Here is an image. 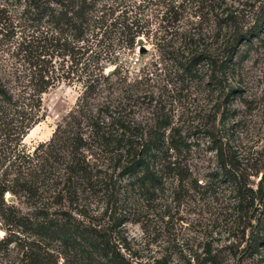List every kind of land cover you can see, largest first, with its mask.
<instances>
[{
	"label": "trees",
	"instance_id": "trees-1",
	"mask_svg": "<svg viewBox=\"0 0 264 264\" xmlns=\"http://www.w3.org/2000/svg\"><path fill=\"white\" fill-rule=\"evenodd\" d=\"M176 7H167L159 20L169 22L172 14L179 20ZM214 7L210 37L218 38L223 65L240 43L263 29L264 0L251 25L225 0ZM5 10L0 9V264H130L115 238L127 210L96 220L90 192L116 203L125 177L133 190L151 198L164 190L165 178L175 175L182 182L190 173L171 159L173 138L141 131L127 117L131 107L122 105L118 91L102 95L121 70V48H131L151 28L120 0H15ZM204 20L198 14L195 23ZM194 34H188V42ZM208 51L202 43L199 54L208 56ZM107 62L114 63L109 73ZM59 83L79 84L77 101L50 138L30 150L22 139L43 117V94ZM94 149L109 154L111 170L92 158ZM217 157L239 213L253 210L246 248L253 253L263 242L264 169L252 186L246 169L222 147ZM208 259L218 264L215 255Z\"/></svg>",
	"mask_w": 264,
	"mask_h": 264
},
{
	"label": "rangeland",
	"instance_id": "rangeland-1",
	"mask_svg": "<svg viewBox=\"0 0 264 264\" xmlns=\"http://www.w3.org/2000/svg\"><path fill=\"white\" fill-rule=\"evenodd\" d=\"M120 1L151 31L142 34L145 51L137 42L121 48V70L102 95L118 91L122 105L131 107L127 117L141 131H163L173 138L171 159L190 173L182 182L173 174L165 178L164 190L151 198L133 190L125 177L116 203L105 201L101 192H90L95 219L107 221L115 209L127 210L115 238L130 264H211L212 255L218 264H264V218L259 232L263 242L250 253L246 248L252 241L248 221L253 210L239 213L233 186L220 173L217 157L222 147L246 169L252 186L264 169V27L220 65L218 38L210 37L209 28L217 11L214 5L221 0ZM225 1L251 25L262 0ZM14 4L0 0V9ZM172 4H179L175 10L180 19L172 14L169 22L160 21L161 12ZM198 14L207 20L195 23ZM189 33H195L192 43ZM202 43L209 48L208 56L199 54ZM108 68L114 63L107 62L105 71ZM80 91L79 84L59 83L43 94V117L22 139L27 148L50 138ZM94 151L92 158L111 170L109 154ZM3 232L0 228V235Z\"/></svg>",
	"mask_w": 264,
	"mask_h": 264
},
{
	"label": "water",
	"instance_id": "water-1",
	"mask_svg": "<svg viewBox=\"0 0 264 264\" xmlns=\"http://www.w3.org/2000/svg\"><path fill=\"white\" fill-rule=\"evenodd\" d=\"M144 37L142 36V35H139L137 38H136V42L138 43V45H139V50L140 51H145L146 50V46L143 44V42H144ZM111 70H112V68H108V69H106V73H109V72H111Z\"/></svg>",
	"mask_w": 264,
	"mask_h": 264
}]
</instances>
